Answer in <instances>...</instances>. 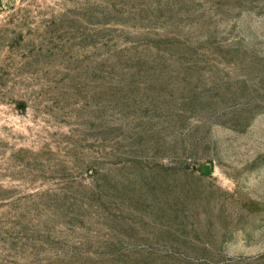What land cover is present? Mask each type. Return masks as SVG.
<instances>
[{
    "label": "rangeland",
    "instance_id": "rangeland-1",
    "mask_svg": "<svg viewBox=\"0 0 264 264\" xmlns=\"http://www.w3.org/2000/svg\"><path fill=\"white\" fill-rule=\"evenodd\" d=\"M0 264H264V0H0Z\"/></svg>",
    "mask_w": 264,
    "mask_h": 264
}]
</instances>
